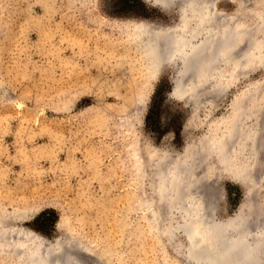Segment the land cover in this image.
Masks as SVG:
<instances>
[{
    "label": "rangeland",
    "instance_id": "obj_1",
    "mask_svg": "<svg viewBox=\"0 0 264 264\" xmlns=\"http://www.w3.org/2000/svg\"><path fill=\"white\" fill-rule=\"evenodd\" d=\"M182 8L0 0V264H23L26 244L61 254L69 246L85 264H201L181 231L157 224L171 211L157 179H173L177 165L184 184L198 178L190 194L217 221L238 214L264 225V0H213L210 24L236 18L256 32L244 33L240 65L218 59L194 95L184 85L202 83L200 73L192 83L181 76L176 94L179 60L159 69L147 45L154 35L133 26H173ZM11 232L13 255L2 241Z\"/></svg>",
    "mask_w": 264,
    "mask_h": 264
},
{
    "label": "bare ground",
    "instance_id": "obj_2",
    "mask_svg": "<svg viewBox=\"0 0 264 264\" xmlns=\"http://www.w3.org/2000/svg\"><path fill=\"white\" fill-rule=\"evenodd\" d=\"M146 1H150L155 6H159L165 10H168L169 7H171V4H169V7L167 8L161 7V0ZM170 1L175 2L176 0H168L169 3ZM212 3L213 0H177V2L174 4V8L179 7L180 4L183 7L182 13H180V22L168 27L156 25V27L158 26L157 28L159 30L154 29L156 28L154 25L151 26L142 21L138 23L135 22L133 24L137 31L154 35L152 41L151 39L148 40L147 45H151V48H149V46L148 48L151 49L153 54V59L155 61L154 65L159 67V69L161 68V64H163L165 61L172 62L173 59L179 60L180 67L176 73V76L178 75V80L174 81V92L176 94L179 88H181V90L183 89L182 84L184 83L181 84V76L183 77L186 75V79H189L191 82L192 80L190 79L192 76H194V71L200 73V80L202 83L199 82L198 85H192V82L191 85L190 83H187L184 85L185 87L188 86L186 90L188 91L190 88L189 91L191 92V89L194 87L200 88V90L204 88L207 85L206 81L208 78L217 70L216 62L218 59L219 61L225 60L233 67L237 68L236 66L240 65V45L242 44V41H244V33L249 32V35H255V30L247 31L248 28L236 18L231 25L222 24L220 26H215L214 24H210V20L212 19L210 18V15L213 13L211 11ZM212 15H216V19L214 18L215 16H213V19L216 21L218 19L217 13ZM216 22L219 21L217 20ZM213 27L217 29L213 30ZM240 60H243L242 57ZM216 72H218V70ZM185 77L182 78V82L184 81L183 79H185ZM194 81L197 82L196 79ZM256 125L258 124L256 123ZM251 132L253 135L248 139H250L249 141L253 144V147H249L248 149L254 153L256 149V128ZM262 147L263 146L260 148ZM252 158L254 157L249 154L248 161H252ZM255 165L253 166L255 167ZM180 168L181 167L178 165L172 167L171 172L175 174L173 179L171 175H168L170 177L167 180L165 178V182L157 179L158 183H162L164 186H167L166 190L164 191L163 201L166 202L167 200V207L171 209L170 217L166 215V218L159 219V222H157L158 227L163 229L167 235L172 234L175 229L181 231L188 240L187 251L189 252L190 258L198 260L201 264H264V253H262V248H264V225L255 222L253 219L252 223H254V225L251 226L252 220L245 218L244 215L238 214L229 220L217 221L214 215L215 212L213 206L209 204L205 198V201H200L195 193L190 194V186H195L197 182H199L198 178L196 180L194 179V175L190 174V176H188L189 179H187L188 181L184 184L185 181L183 182V176L185 174L183 176L180 175L182 174V172L180 173V170L178 171ZM190 171L192 170L190 169ZM190 171L187 170V173H190ZM243 177L246 176H243L242 172L240 171L238 173V178L241 182H243ZM178 178L181 179L176 181ZM181 183L184 185L182 186ZM180 188L185 190V192L182 193L183 191H181ZM182 198H185L186 200L183 201ZM173 210H177L179 217L181 218L180 220L179 218L178 220H175V213H172ZM22 232H24L26 238L29 237V232L27 230ZM5 234L7 235V233ZM5 234L2 241L4 244H9L8 253L13 255L16 252L15 249H18L15 245H13L15 238L13 237L12 232L8 235V237H6ZM68 248L69 246L66 247L67 250L65 249L64 252L68 253L65 254L59 253L60 250H63V248L57 252L44 247L43 250L41 249V252H33L34 249L32 251L30 246L27 244L24 245V247H19L18 250L20 252L19 254L22 258L21 262L23 264H74V262L77 264L79 262L81 264H85L83 263L82 259V261H80L75 257L76 253L74 251L73 254V252H71ZM58 253L61 259H56V254ZM78 255L76 256L78 257ZM59 257L57 256V258ZM74 259L78 260L79 262H76ZM220 259L221 263L218 262Z\"/></svg>",
    "mask_w": 264,
    "mask_h": 264
},
{
    "label": "water",
    "instance_id": "obj_3",
    "mask_svg": "<svg viewBox=\"0 0 264 264\" xmlns=\"http://www.w3.org/2000/svg\"><path fill=\"white\" fill-rule=\"evenodd\" d=\"M177 2V0L174 2V1H170V3L169 4H171L170 6L171 7H169V9H168V11H173V10H175V8H174V4ZM156 7H158V6H156ZM161 9V8H160ZM163 9V8H162ZM179 13V12H178ZM146 22H149V21H146ZM149 23H152L153 25H159V26H162V27H168V26H170V25H162V24H156V23H153V22H149ZM154 27H156V26H154ZM158 27V26H157ZM154 28V29H158V28ZM159 30V29H158ZM197 90L198 91H194V93H192L193 95L194 94H197L198 92H200V88H197ZM219 263H221V259L218 261ZM227 262H228V260H227ZM227 264V263H226Z\"/></svg>",
    "mask_w": 264,
    "mask_h": 264
},
{
    "label": "snow or ice",
    "instance_id": "obj_4",
    "mask_svg": "<svg viewBox=\"0 0 264 264\" xmlns=\"http://www.w3.org/2000/svg\"><path fill=\"white\" fill-rule=\"evenodd\" d=\"M161 7H164V8L169 7L168 0H161ZM262 253H264V248H262Z\"/></svg>",
    "mask_w": 264,
    "mask_h": 264
},
{
    "label": "trees",
    "instance_id": "obj_5",
    "mask_svg": "<svg viewBox=\"0 0 264 264\" xmlns=\"http://www.w3.org/2000/svg\"><path fill=\"white\" fill-rule=\"evenodd\" d=\"M47 213H52L53 215H55V212H54L53 210L45 211V212L41 213V216H40L39 218H37L36 221L40 220V218H41L42 216H44L45 214H47ZM36 221H35V222H36Z\"/></svg>",
    "mask_w": 264,
    "mask_h": 264
}]
</instances>
